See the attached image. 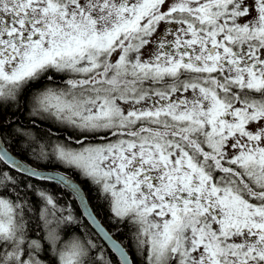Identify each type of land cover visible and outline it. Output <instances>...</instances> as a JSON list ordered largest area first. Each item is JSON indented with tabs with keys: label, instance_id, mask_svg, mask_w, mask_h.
<instances>
[{
	"label": "snow or ice",
	"instance_id": "6c2138e0",
	"mask_svg": "<svg viewBox=\"0 0 264 264\" xmlns=\"http://www.w3.org/2000/svg\"><path fill=\"white\" fill-rule=\"evenodd\" d=\"M0 264H264V0H0Z\"/></svg>",
	"mask_w": 264,
	"mask_h": 264
},
{
	"label": "trees",
	"instance_id": "16d2710c",
	"mask_svg": "<svg viewBox=\"0 0 264 264\" xmlns=\"http://www.w3.org/2000/svg\"><path fill=\"white\" fill-rule=\"evenodd\" d=\"M24 123H27V120H25ZM7 140L8 143H5V146L7 147V149H9V151H11L13 155H15L17 158L27 163L28 165H32L33 167L36 166L35 164H33L30 152L25 150L27 141L22 139H15L11 135L7 137ZM50 169H61L67 174H71L78 178L83 186V190L86 193L89 204L95 214L100 218L102 223L106 226V228H108L109 231L113 233L115 237H117L122 243H128V237L131 235L129 226H118L117 224H114L112 222V216L109 212L107 202L101 196L98 186L86 180L83 176L80 175L77 170L72 168H65L63 164L55 159L51 160L50 162H41L39 170ZM46 186L52 189L55 193L59 194L63 198L62 203H66L74 212V214L81 219V224L79 226L69 227V234H83L86 238H93L97 241V243L102 244L106 249H109L84 218L72 194L68 190L62 188L60 185H56L53 182H49V184ZM113 259H116V257L113 256Z\"/></svg>",
	"mask_w": 264,
	"mask_h": 264
},
{
	"label": "water",
	"instance_id": "95a60500",
	"mask_svg": "<svg viewBox=\"0 0 264 264\" xmlns=\"http://www.w3.org/2000/svg\"><path fill=\"white\" fill-rule=\"evenodd\" d=\"M5 148H6V146H5V144L3 145ZM7 149V148H6ZM8 150V149H7ZM9 151V150H8ZM9 153H10V155H12L13 156V158L14 159H16L18 162H20V163H22V164H25V165H28L27 163H25V162H23L22 160H20L19 158H17L15 155H13L10 151H9ZM40 171H43V172H45L46 174H53V173H56V172H58V171H54V170H40ZM58 173H61V172H58ZM61 174H64V173H61ZM67 176H69V175H67ZM70 177V176H69ZM71 179H72V181L81 189V192H82V194L84 195V197H85V201L87 202V204H88V206H89V211H91L92 212V214L96 217V219H97V221L107 230V228L103 225V223L102 222H100L99 221V219L97 218V216L94 214V212H93V210L91 209V206H90V204H89V201H88V199H87V196H86V193H85V191L83 190V188L81 187V185L76 181V180H74L72 177H70ZM62 186V185H61ZM63 187V186H62ZM63 188H65V187H63ZM65 189H67L74 197H75V199L77 200V202H78V204H79V206H80V208H81V210H82V212H83V214H84V208H83V205L81 204V202H80V199H79V197L78 196H76L74 193H73V190L71 189V188H65ZM86 218V217H85ZM86 220L89 222V224H90V226L92 227V229L95 231V233L101 238V240L104 242V244L108 247V248H110V243L109 242H107L106 241V239L103 237V233H100L99 232V229H97L92 223H91V221H90V219H88V218H86ZM108 231V230H107ZM114 238V237H113ZM115 239V238H114ZM118 241V240H117ZM119 242V241H118Z\"/></svg>",
	"mask_w": 264,
	"mask_h": 264
},
{
	"label": "bare ground",
	"instance_id": "6f19581e",
	"mask_svg": "<svg viewBox=\"0 0 264 264\" xmlns=\"http://www.w3.org/2000/svg\"><path fill=\"white\" fill-rule=\"evenodd\" d=\"M7 148V147H6ZM9 150V149H8ZM11 152V151H10ZM65 166V165H64ZM66 168V167H65ZM50 170H54V171H58V172H61V173H64V174H66V175H69V174H67L66 172H64L63 170H61V169H50ZM74 180H76L80 185H81V187L83 188V186H82V184H81V182H80V180L78 179V178H76V177H72ZM54 183V182H53ZM61 186V185H60ZM62 187V186H61ZM63 188V187H62ZM65 189V188H64ZM67 190V189H66ZM73 196V195H72ZM73 198L75 199V197L73 196ZM76 200V199H75ZM76 202H77V200H76ZM77 204H78V202H77ZM78 206H79V204H78ZM79 208H80V206H79ZM92 209V208H91ZM80 210H81V208H80ZM94 212V211H93ZM81 213L83 214V212H82V210H81ZM94 214H95V212H94ZM96 215V214H95ZM83 216H84V214H83ZM97 216V215H96ZM84 218H85V216H84ZM97 218L99 219V221L100 222H102L101 220H100V218L97 216ZM86 219V218H85ZM88 222V221H87ZM89 223V222H88ZM90 225V224H89ZM104 225V224H103ZM105 226V225H104Z\"/></svg>",
	"mask_w": 264,
	"mask_h": 264
},
{
	"label": "flooded vegetation",
	"instance_id": "af4514ba",
	"mask_svg": "<svg viewBox=\"0 0 264 264\" xmlns=\"http://www.w3.org/2000/svg\"><path fill=\"white\" fill-rule=\"evenodd\" d=\"M66 168H68L67 166H65ZM73 176V175H72ZM73 177H75V176H73Z\"/></svg>",
	"mask_w": 264,
	"mask_h": 264
}]
</instances>
